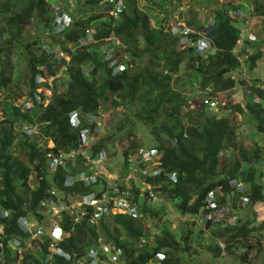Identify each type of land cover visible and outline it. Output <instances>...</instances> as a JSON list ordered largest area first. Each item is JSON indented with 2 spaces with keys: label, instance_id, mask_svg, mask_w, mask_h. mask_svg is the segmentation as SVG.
<instances>
[{
  "label": "trees",
  "instance_id": "trees-1",
  "mask_svg": "<svg viewBox=\"0 0 264 264\" xmlns=\"http://www.w3.org/2000/svg\"><path fill=\"white\" fill-rule=\"evenodd\" d=\"M100 1L88 0L86 4L83 3L82 10L87 6V12L92 11L90 16L84 15L76 20L71 29L62 35L63 38L56 36L58 41L64 42L71 60L64 76L56 81L50 103L40 110L37 119L34 118L39 121L41 136L53 139L58 148L76 147L78 132L69 124V111L99 110L102 102L111 98L114 105H123L128 112L134 114L135 119L128 118L129 123L142 121L152 126L150 134L154 138L153 147L162 152L164 169L161 175H149L139 183L145 181L151 184L157 195L163 194L168 201L175 203L179 213L200 214L209 192L218 187L231 190L230 179L239 177H242L250 187L254 203L263 202L264 185L255 183L257 170L264 161L262 155L260 157L258 154L262 149L259 145L245 146L238 140L237 125L230 122L226 114V109L230 107L232 112L244 114L242 99L232 101L229 106L223 108L220 115L202 103L201 106L195 105L190 108V100L187 99L189 93L177 88L174 80V73L184 69L191 85L194 87L196 85L202 92L207 90L211 94H218L233 90L238 83L234 77L236 71L241 69L244 74V64L235 53V49L240 46V28L234 25V20L237 19L231 18L221 8H216L218 21L207 28L211 47L201 53L194 45L180 49V37L164 29L166 19L161 21L160 27L152 23L151 13L158 16L159 8L162 7L160 0L153 1L152 6L148 8L134 4V0H127V8L118 17L109 13H95L94 10ZM227 2L233 4L235 1ZM253 2L254 10L258 11L257 15H264V10L259 8L264 7V4L259 0ZM17 5H21L20 9L16 8ZM0 16L6 20L5 26L0 30V36H3L6 30H10L11 33L0 38L5 44H14L18 41L24 30L21 23L31 17L35 18L42 35L53 28L54 13L45 0H0ZM191 24L197 30L204 29L202 22ZM89 27H94L95 37L99 41L81 44L79 38ZM111 36L119 38L121 44L118 46L111 44L109 48L126 63L124 71L117 73L109 67V61L105 59L103 50L100 49L106 38ZM191 37L197 41L200 34H191ZM34 42L37 43V39ZM13 44L7 47L0 46V89L10 90L12 86L14 62L6 52L9 47H14ZM68 44L73 47H68ZM26 48L29 49L30 55L28 93L33 96L37 88L36 66L51 63V56L45 52L31 50L29 43L26 44ZM254 52L245 58L252 67L264 58L263 49L258 48ZM98 75L103 76L101 81L98 80ZM62 80L64 86L63 90H60L57 85L58 81L61 83ZM45 88H48V85H45ZM251 95L254 97L247 101V112L253 117L255 135H264V87H256ZM42 96L46 97L44 94ZM195 98L197 99V96ZM33 102L36 103L35 99ZM28 110L30 108L23 110L17 106H9L7 123L4 120L0 122V208L12 211L8 218L2 217L0 212V226L9 233L20 231L16 225L18 215L26 214L28 211L36 212L47 189L54 184L63 186L66 175L64 168L59 169L52 178L44 172L45 157L42 148L38 146L39 137L22 134L23 136H20L22 139L18 141L19 133L16 135L14 131L17 121H34ZM131 133L129 130L128 134ZM13 144L19 145L27 161L14 153ZM107 144L106 138H103L94 148L99 150L107 147ZM140 146L143 145L132 141L124 151L126 165L129 152ZM227 151L229 155L225 156L224 153ZM245 165L248 166L246 174L242 171ZM32 170L40 176L35 188H31L28 182ZM170 172L176 173V182L168 178L167 173ZM259 174H262L261 170ZM75 190L86 191L88 188L81 186ZM238 196L234 193L235 203ZM221 200L225 202V197H221ZM135 201L140 210L147 215L146 218L111 214L109 220L107 218L103 221L99 229L107 240H113L123 248L126 264H144L158 252H164L166 255L161 264H183L184 260H188L186 246L189 244V234L184 231L177 232L168 224L161 227L159 225V233L153 235V242H150L152 233L147 231L146 220L159 217L165 205H160L162 209L152 207L146 198L140 196V185L135 186ZM68 225L65 221L64 226L67 228ZM247 227V224L237 223L233 226L227 224L225 230L222 229L224 231L212 229L219 237H224L226 243H231L236 236L246 235ZM228 232L233 234L227 237ZM96 237H98L96 227L84 221L75 226V230L65 238L62 246L72 253L81 255L93 246ZM142 238H146L144 244L141 243ZM182 242L185 243V247ZM231 248L227 245L221 247L219 244L212 247L218 255L230 252ZM37 250V252L29 250L25 260L31 264H43L41 259L45 253L43 249Z\"/></svg>",
  "mask_w": 264,
  "mask_h": 264
},
{
  "label": "rangeland",
  "instance_id": "rangeland-1",
  "mask_svg": "<svg viewBox=\"0 0 264 264\" xmlns=\"http://www.w3.org/2000/svg\"><path fill=\"white\" fill-rule=\"evenodd\" d=\"M134 1V4L136 5H140L143 8H148L152 6L153 1L156 2L157 0H148L145 4H143V0ZM160 1L162 2V7L159 8L158 16L154 15V13H151V21L157 27L161 26V21H164V19H166L165 22H167V24H170V22L175 23L176 20L178 21V18H180L181 23H183V21L189 23V20H193L194 22H202L204 19L203 23L206 24L214 19V23L216 24L218 21L215 14L216 8H221L226 14H229L231 18L237 19L234 20L235 26H238L239 28L243 27L246 29H251L255 31L258 36L260 35L259 42L256 43L255 46L253 43H250V46H246L245 40H242L243 43L241 44V47L244 50L246 47H249V49L246 48L248 50L247 53L243 52L242 50L237 52L241 58L250 57L252 53H255L254 51H256L258 48L264 50V15H257L258 11L254 10L255 6L253 0H235L236 3L234 2L235 4L233 5L228 3L227 0H174V2H167V0ZM86 2V0H52L50 1V4L62 5L64 8L63 10L65 12H71L76 21L79 18H82L84 15L90 16L89 12H87V6H85V10H82L83 3L86 4ZM103 2L105 3V0ZM259 2L264 4V0H259ZM172 3L176 6H173ZM202 3L203 5H201ZM20 7L21 5H17L16 8L20 9ZM261 7L262 6H259L261 10H264V7ZM94 11L95 13L108 12L106 7L103 6L97 7ZM103 20H105L104 17ZM5 21L6 20L0 16V30L5 26ZM21 24L23 25L24 30L22 31L21 37L18 40H23V43H20V45L12 43L14 47H9L8 51L6 52L8 57L11 59L13 57L14 61V76L11 82L12 86L11 89L9 88L10 90L0 89V122L4 120L5 123H7L6 118H2L1 115L5 106H17L20 109H25L24 101L29 98V100L32 99V96L28 93L30 87L28 57H30V55L28 54L29 49L26 48V44L29 43V45L32 47V50L37 51L40 45H48V42L51 43L52 41V38L44 37L46 33H43L44 35L41 34L42 32L40 31V27L32 18H30L28 21L23 20ZM10 34V30H6L4 35L0 36V38H3L5 35L9 36ZM35 38L41 40L39 44L34 42ZM2 43H5V41L0 39V44ZM12 44L6 43V47ZM111 44L118 46L121 44V41L119 38L112 37V39H108L103 43L101 50L110 51L109 46ZM244 62V74L241 69L236 71L234 74V77L238 81L236 87L233 90L225 91L217 95V102L220 101V104L215 111L220 115L223 113V108L229 106L232 101L242 99L245 110L244 114L232 112L231 107L226 109V114H228L230 122L237 125L238 140L242 141L244 145L248 147H256L259 145L262 151L260 150L258 154L260 157L262 155V158L264 159V135H259L257 133V135H255L253 117L249 112H247V101L254 97V95H251L252 92L256 90V87H262L264 84V58L261 59L258 64L255 65V67H252L250 62L246 59H244ZM185 71L186 70L182 69L179 72L174 73L175 86L189 93L187 99L190 100V108L195 107V105L201 106L199 102V96H197V91H199V95H201L202 92H200L196 85L195 87L191 85L190 78L185 75ZM102 77V75L97 76L98 80L100 81ZM242 80H244V82H242ZM58 84V88L63 90L64 81L62 80L61 83L58 81ZM47 94L50 95V92H47ZM22 96L24 97L22 98ZM196 96L197 99L195 98ZM255 99L257 98L255 97ZM46 102L47 101H45V103ZM28 112L32 115V120H34V118H36L40 113V108L34 107L28 110ZM98 113L101 115L102 127H104L102 134L108 143L107 148L109 149V155L111 157L107 162L110 171L125 169L127 158L124 155V151L130 146L132 141L138 142L139 145H147V147L154 145V138L150 134L152 126L146 124L145 122H140L139 120H137L139 122L136 123H129V119L132 120L135 118L133 117L134 114L132 112H128L125 106L114 105L112 99L110 98L107 101L102 102ZM16 120L18 119L16 118ZM18 122L19 120L17 123ZM24 122H27V120H24L23 123ZM129 130L132 131L130 135L128 134ZM14 131L17 135L18 129L15 128ZM18 133V138L23 136L20 132ZM21 139L22 137H20L18 141ZM39 143L40 145H44L45 139L39 138ZM12 149L15 154L19 155L21 159L27 161L26 155L20 151L19 145L13 144ZM136 149L137 148L133 149L132 151L134 152ZM224 154L225 156L229 155V151L225 152ZM260 165L261 166L257 170L255 183L257 185H264V161L263 163H260ZM247 168L248 166L245 165L242 169L244 174H246L245 171ZM260 170L262 172L261 175L259 174ZM118 178L122 183L126 181H123L125 178L124 174L119 175ZM28 182L31 188L36 187L39 182L36 172H31ZM126 182L131 184V180ZM215 190L217 194L220 195L219 206L221 207V212L224 214L219 216L222 218L221 220L209 224L207 223L203 213L196 215H183L177 211L173 201L170 202L166 199L167 197L163 198L162 196L157 195L158 198L154 201L152 207L160 208L161 204V206L165 205V207H163L159 217L149 221V229L155 235L160 231L159 225L161 227L163 224H168L173 230L177 232L184 231L189 234V244L186 246L189 259H183V264H264V201L262 202V205L255 204L252 197L249 196L248 204L242 203L240 199L235 203L232 189L223 190L221 187H218ZM246 190L251 193V190L248 188H246ZM222 193L224 196H221ZM221 197H225V202H222ZM226 222H230L232 224L237 222L239 225L247 224L249 227V229L246 228L245 230L247 234L236 236L233 242L226 243L225 238L219 237L212 229L215 228L217 230H222L226 228ZM232 234L233 232H228L227 237L228 235ZM180 236L181 235H178V237ZM152 240L153 236L150 237V241ZM224 242L226 243L225 245L232 248L230 252H224L223 254L218 255V253H216L212 247L216 246L217 244H224ZM182 245L185 247L184 242H182ZM98 264L105 263L100 261Z\"/></svg>",
  "mask_w": 264,
  "mask_h": 264
},
{
  "label": "built area",
  "instance_id": "built-area-1",
  "mask_svg": "<svg viewBox=\"0 0 264 264\" xmlns=\"http://www.w3.org/2000/svg\"><path fill=\"white\" fill-rule=\"evenodd\" d=\"M115 4V13L122 11L124 4L119 0H111ZM63 22V21H62ZM62 27H64L62 25ZM43 74L38 77V82H47L52 85L54 79L60 74H50L45 67L39 66ZM66 69V65L62 66ZM41 91V88H38ZM40 99V95L36 96ZM90 122L96 121V116L88 114ZM72 124L81 126L82 121L75 115L70 117ZM100 124V122H98ZM28 132H32L36 128L25 127ZM102 136V127L84 126L79 131L78 146L70 152L60 150L58 153L48 152V165L52 171H55L60 165L70 159L69 166L76 165V161L81 158L84 169L78 174L69 175V179L64 185L69 187L75 184L92 188L90 191L77 192L72 189H49L46 200L40 204L39 213H44L48 217V224H43L44 217L35 215L31 222L24 221L22 229L28 234L27 244L31 247L43 249V243L46 244L47 250L45 256L41 259L43 264H98L102 261L105 264H120L122 250L114 242H108L100 233V224L102 220H107L111 214H128L139 216L138 203L135 201V186L140 185V196H144L148 203H154L158 198L157 194L152 190L153 186L145 181L139 183L149 175L159 176L162 174L164 167L162 166L161 155L155 148H141L128 157L125 169L110 171L104 170L107 165L108 154L105 150L94 152L96 141ZM124 174L122 183L118 176ZM170 179L174 182L177 175L170 173ZM132 178V179H131ZM149 192V194H147ZM217 198L213 192L209 193L207 204L204 212L208 220H213L217 212ZM65 217H70L69 221L71 229L86 221L88 224L95 226L99 235L95 244L89 252L84 256L74 258L69 252L62 250L59 241L70 232L64 229L63 222ZM69 223V222H68ZM70 230V227L69 229ZM8 237V246L5 245L4 239ZM36 242V246L31 244ZM98 244V245H97ZM28 249L22 245V239L17 237H9L0 229V262L5 253L17 255L18 260L14 264H31L23 262ZM158 257L164 258V254L158 253ZM40 258V256H39ZM64 259L66 262H56V259ZM148 264V263H147Z\"/></svg>",
  "mask_w": 264,
  "mask_h": 264
},
{
  "label": "clouds",
  "instance_id": "clouds-1",
  "mask_svg": "<svg viewBox=\"0 0 264 264\" xmlns=\"http://www.w3.org/2000/svg\"><path fill=\"white\" fill-rule=\"evenodd\" d=\"M45 1H47L48 3H49V5H50V7H51V9H52V11H53V13H54V20H53V28L52 29H49V30H47L45 33V35H44V37H48V38H52V41H51V43H49L48 42V45H46V44H43V45H40L39 46V48H38V50H37V52H39V53H41V52H45V53H47V54H49L50 56H51V63H41V64H37V66H36V73H35V82H36V86H37V88H36V92L34 93V95L32 96V99L31 100H29V99H27V100H25L24 101V107H25V109L26 108H34V107H39L40 108V110H42L44 107H46L49 103H50V100H51V98H52V96H53V92H54V89H55V84H56V81H57V79L58 78H60L61 76H63L64 74H65V72H66V70H67V67H68V64H69V62H70V60H71V56L68 54V52H66V47H65V44H64V42H62V41H58L57 40V37L56 36H60L61 38H63V36L62 35H64V33L67 31V30H70L71 29V27L73 26V24L76 22L75 21V18H74V16L72 15V13L71 12H65L63 9V6L62 5H60V4H50V1H52V0H45ZM86 1H88V0H86ZM104 0H101L100 1V4L97 6V7H99V6H103V7H106V9H107V13H109V15H112V16H115V17H118L126 8H127V0H119V2H121V3H123L124 4V6H123V9H122V11L121 12H119V13H115V4H114V2L113 1H111V0H105V3L103 2ZM148 0H143V4H145L146 2H147ZM227 1H229V0H227ZM235 1V0H234ZM167 2H174V0H167ZM236 3V2H235ZM235 3H233V4H235ZM232 4V5H233ZM172 5L173 6H176V5H174L173 3H172ZM201 5H203V3L201 4ZM89 14H91V11H89ZM184 17V16H183ZM33 20H35V18L34 17H31ZM179 20L177 21H175V23H171L170 22V24H167V22H165L164 21V24H165V31H167V32H169V33H171L172 35H175V36H179L180 37V39H179V47H180V49L182 48H185L186 46H192L193 47V45L194 46H196V50L197 51H199V52H201V53H203V52H205V51H207L210 47H211V41H210V38H209V36L207 35V28H208V26L211 24H215L214 23V19H212V21L211 22H208V24H206V23H203V21H204V19H203V21H202V25L204 26V29H201V30H197L191 23L192 22H194L193 20H189V23H187L186 21L184 22L183 21V23H181V21H180V18H178ZM184 20H185V18H184ZM63 21V22H62ZM168 21V20H167ZM35 22H36V20H35ZM28 23H30V22H28ZM62 25L64 26V27H62ZM195 33H198V34H200V37L198 38V40L197 41H194L193 40V38L191 37V34H195ZM239 35H240V39H239V47L238 48H236L235 49V53L239 56V54L237 53L239 50H242L243 52H248V50L247 49H249V47H246L245 48V50L241 47V44L243 43L242 42V40H245V42L247 43V44H249V45H247L246 43H245V45L246 46H250V43H253L254 44V46H255V44L256 43H258L259 42V36H258V34L257 33H255V31H253V30H251V29H246V28H243V27H240V31H239ZM112 37H114V36H111V37H108V38H106V40H108V39H112ZM116 38V37H115ZM35 39H37V44H39L40 43V41L41 40H38V38H35ZM34 39V40H35ZM3 41V40H2ZM99 41V39H97L96 37H95V29H94V27H89V28H87V30L85 31V34H83V35H81L80 36V38H79V42L81 43V44H84V45H86V44H89V43H94V42H98ZM20 42H22L23 43V40H21ZM196 43V44H195ZM14 44H20L19 43V40L18 41H16ZM244 45V44H243ZM0 46L1 47H6V44L5 43H3V44H0ZM30 46V45H29ZM68 47H73L71 44H68ZM30 49L32 50V47L30 46ZM101 49V48H100ZM110 49V48H109ZM33 51H35V50H33ZM28 52H29V50H28ZM103 54H104V57H105V59L107 60V61H109V67H111V68H113V72L114 73H117V72H121V71H124V69H125V66H126V63L119 57V56H117L116 55V53H115V51L111 48L110 49V51H105V50H103ZM121 55V54H120ZM108 57V58H107ZM239 58L241 59V61H242V63L244 64L245 62H244V59L245 58H241L240 56H239ZM12 62H14L13 61V57H12ZM63 65H66V69H62V66ZM39 66H41V67H45V69L48 71V73H50V74H54V75H56V74H60V76L59 77H56L55 79H54V81H53V83H52V85H50V84H48L47 82H41V83H39L37 80H38V77H39V75L40 74H43V72L44 71H42L41 69H39ZM59 70V71H58ZM55 71V72H54ZM48 85V88H45V85ZM262 87H264V84L262 85ZM38 88H41L42 90L41 91H39L38 90ZM47 92H50V95L49 94H47ZM198 93H197V96H199V102H200V105H202V104H204V106L206 107V108H208V109H210V110H216L218 107H219V104H220V101H218L217 102V95L218 94H220V93H218V94H211V93H209V91H200V92H202V94L201 95H199L200 93H199V91H197ZM46 95V97H43L42 95ZM37 95H40V99L38 100L37 99ZM24 96H22V98H23ZM21 98V99H22ZM201 98V99H200ZM33 99H35V101H36V103H34L33 102ZM10 101V100H9ZM45 101H47L46 103H45ZM20 102V101H19ZM18 103V102H17ZM202 103V104H201ZM191 104V103H190ZM4 106V105H3ZM8 107L9 106H7L6 108L4 107L3 108V112H2V118H6V115H7V109H8ZM101 107V106H100ZM25 109H23V110H25ZM100 110V109H99ZM99 110H93V111H82L81 109H73V110H71V111H69V113H68V121H69V124H70V126L72 127V128H74V129H76L77 130V146H78V136H79V131L81 130V128L82 127H84V126H91V128H94V127H102V122H101V115L98 113L99 112ZM88 114H92V115H94V116H96V121H94V122H90V119H89V117H88ZM76 116V117H78V118H80L81 119V121H82V124H81V126H75L74 124H72V122H71V119H70V117H72V116ZM36 119H37V117H36ZM98 122H100V124H98ZM40 124H39V121H37V120H34L33 122H24L23 123V121L21 120L20 122H18V123H16L15 125H14V129L15 128H17L18 129V132H20L21 134H25V135H29V136H37V137H39V138H43V139H45V144L44 145H40V143L38 144V146L39 147H41L42 148V152H43V154H44V157H45V169H44V172L47 174V176L49 177V178H52L53 177V175L59 170V169H62V168H64V169H66V175H65V180H64V183H65V181H67V179H69V175H75V174H78L81 170H83L85 167H84V164L82 163V159L81 158H79L77 161H76V165H71V166H69V163H71L70 162V159L67 161V162H65L64 164H62V165H60L55 171H52L50 168H49V165H48V157H47V153L48 152H55V153H58L60 150H62V151H65V152H70V151H72L73 149H76L77 148V146L76 147H74V148H72V149H63V148H58L57 146H56V144H55V142L53 141V139H51V138H47V137H43V136H41V133H40V126H39ZM26 126H29V127H34V128H36L35 130H33L32 132H28L27 130H26ZM104 130V127H102V131ZM1 131V130H0ZM104 138V135L102 134V136H101V138L99 139V140H97L96 141V143L98 142V141H100L101 139H103ZM38 142H39V139H38ZM96 145V144H95ZM95 145H94V147H95ZM141 148H154L153 146H150V147H147L146 145H143V146H140V147H138L134 152L132 151V152H130L129 153V156L131 155V154H134L135 152H137L139 149H141ZM156 149V148H155ZM100 150H105V151H107V154H108V159H107V162L109 161V159L111 158L110 157V155H109V149L107 148V147H105V148H101V149H99V150H97V148L95 149L94 148V152H97V151H100ZM159 153H160V155H161V160H162V152H160L159 151ZM114 158V157H113ZM32 167H34V164H32L31 165ZM104 170H109V165L107 164L106 165V167L104 168ZM36 172L35 170H32V172ZM171 173V172H170ZM170 173H167V176H168V178L170 179ZM175 173V172H174ZM36 174H37V172H36ZM37 176H38V174H37ZM38 178H39V181H40V176H38ZM170 180H172V179H170ZM173 181V180H172ZM174 182V181H173ZM39 183V182H38ZM64 183H63V186H58V185H56V184H54V185H52L51 187H49L48 189H47V191H46V194H45V196L43 197V199L40 201V203L38 204V207H37V210H36V212H34V211H28L26 214H20V215H18V217H17V219H16V225H17V227H18V229L20 230L18 233H9L8 231H6L3 227H1L0 226V229L4 232V233H6L7 234V236H9V237H17V238H21L22 239V245L23 246H25L27 249H28V251H27V253L29 252V250H32V251H38L37 250V247L35 248H33V247H31V246H29V244H27L26 242H27V238L29 237L28 236V234H26L25 232H24V230L22 229V226H23V222L24 221H29V222H31V219H33L34 217H35V215H37V216H39V217H44V219H43V224L46 226L47 224H48V217H47V215L45 214L44 215V213L42 214V213H39L40 211H39V208H40V204L44 201V200H46V196L48 195V190L49 189H52V188H54V189H59V190H62V189H65L66 191H68V190H70L71 192H72V189H77V187H81L82 185H79V183H77V184H75L76 186H72V187H69V186H65L64 185ZM229 184H230V187H232V189H233V193H235V194H237V195H239L238 197V200L240 199L241 200V202L242 203H244V204H248L249 203V196H251L252 197V194L249 192V191H247L246 190V188H248L249 190H251L250 189V187L248 186V184H246L244 181H243V179H242V177H239V178H232V179H230V181H229ZM83 187H85V186H83ZM88 188V190H86V191H90L92 188H90V187H87ZM222 188V187H221ZM76 191V190H75ZM85 190H82V191H77V192H86ZM211 192H213L214 194H215V196H216V198H217V212H216V215H215V217H214V219L213 220H208L207 218H206V214H205V212H204V208H205V205L207 204V199L209 198V193H208V195L206 196V198H205V204H204V206L201 208V212L200 213H203L204 215H205V218H206V220H207V223H212V222H214V221H216L217 219L218 220H221L222 218H220L219 216H222V215H224L223 214V212H221V207L219 206L220 205V198H219V195L217 194V192H216V190H213V191H211ZM160 196H162L163 198H165V196L162 194V195H160ZM157 200V199H156ZM149 204H153V203H149ZM256 204H259V205H262V202H257ZM162 205V204H161ZM0 212H1V216L2 217H5V218H8V217H10V215H11V213H12V211L10 210V209H5V208H0ZM113 214V213H112ZM119 214H122V213H119ZM113 215H117V214H113ZM126 215H128V214H126ZM139 217H143V218H146L147 217V215L145 214V212H143V211H141L140 210V208H139ZM235 217V216H234ZM67 219V220H66ZM69 219H70V217H65V220L67 221V224H69L68 225V227L66 228V226H64V223L65 222H63L62 224H63V226H64V229H66L67 231H69L70 233L68 234V235H65L64 237H63V239L62 240H60L59 241V246L62 248V250H65V251H67V252H69L71 255H73V257L74 258H78V257H82V256H84L85 255V253L86 252H89V250L91 249V247L89 248V249H87V251L85 252V253H83V254H81V255H77L76 253H72V252H70L69 250H67L66 248H64L63 246H62V242L65 240V238L66 237H68V236H70L71 235V233L75 230V227H74V229H71V224H70V221H69ZM103 221H105V220H102L101 221V224H102V222ZM149 221L150 220H146V222H147V231L148 232H151V230L149 229V227H150V224H149ZM69 222V223H68ZM84 222V221H83ZM79 224H81V223H79ZM101 224H100V228H101ZM226 224H228V225H231V226H233V225H236L237 224V222H234L233 224L232 223H230V222H226ZM78 225V224H77ZM76 225V226H77ZM69 227H70V230H68L69 229ZM248 229H249V227H247ZM98 232V231H97ZM100 233H101V230H100ZM152 233V232H151ZM98 235H99V233H98ZM101 235L103 236V238L104 239H106L105 237H104V235L101 233ZM154 234L152 233V235L151 236H153ZM156 235V234H155ZM150 236V237H151ZM97 238V237H96ZM150 239V238H149ZM153 239H154V236H153ZM96 241V240H95ZM106 241H108V242H113V240H107L106 239ZM4 242H5V245L6 246H8V237H6L5 239H4ZM146 242V238H142L141 239V243L142 244H144ZM150 242H153V240L152 241H150ZM225 243V242H224ZM31 244H34L35 246H36V242H32ZM42 244H43V246H45V247H43V251L44 252H46V250H47V246H46V244L45 243H43L42 242ZM95 244V243H94ZM93 244V245H94ZM98 245V244H97ZM117 245V244H116ZM225 244H220V246L221 247H223ZM118 246V245H117ZM9 247V246H8ZM121 250H122V256H121V263L120 264H126V256H125V253H124V250H123V248L122 247H120V246H118ZM158 253H162V254H164V258H160V257H158L157 256V254ZM158 253H156L155 254V257L154 258H152V259H150V260H148L147 262H145L144 264H161L162 263V261L166 258V255H165V253L164 252H158ZM38 257L40 256V254L38 253V255H37ZM40 259V258H39ZM17 260H18V254L16 255H10V253H5L4 255H3V257H2V261L0 262V264H5V263H7V264H14V263H16L17 262ZM23 262H27L26 260H25V257L23 258ZM29 262V261H28ZM41 262H42V260H41ZM56 262L58 263V262H66V261H64V259H60V258H57L56 259Z\"/></svg>",
  "mask_w": 264,
  "mask_h": 264
},
{
  "label": "crops",
  "instance_id": "crops-1",
  "mask_svg": "<svg viewBox=\"0 0 264 264\" xmlns=\"http://www.w3.org/2000/svg\"><path fill=\"white\" fill-rule=\"evenodd\" d=\"M7 106H5V108H6ZM7 111V110H6Z\"/></svg>",
  "mask_w": 264,
  "mask_h": 264
}]
</instances>
